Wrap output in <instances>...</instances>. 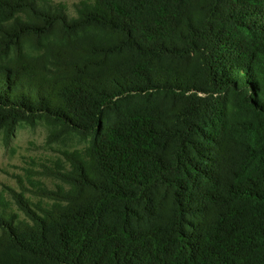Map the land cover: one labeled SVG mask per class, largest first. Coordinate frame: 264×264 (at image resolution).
<instances>
[{
	"label": "trees",
	"instance_id": "obj_1",
	"mask_svg": "<svg viewBox=\"0 0 264 264\" xmlns=\"http://www.w3.org/2000/svg\"><path fill=\"white\" fill-rule=\"evenodd\" d=\"M67 8L0 0V133L89 142L0 194V264H264V0Z\"/></svg>",
	"mask_w": 264,
	"mask_h": 264
},
{
	"label": "rangeland",
	"instance_id": "obj_2",
	"mask_svg": "<svg viewBox=\"0 0 264 264\" xmlns=\"http://www.w3.org/2000/svg\"><path fill=\"white\" fill-rule=\"evenodd\" d=\"M53 1L65 4L68 12L75 14L78 0ZM50 131L44 122H22L10 138L0 133V194L15 210L16 194H24L35 205L52 203V193L63 185L59 173L69 166L65 152L83 150L89 144L77 137L51 138Z\"/></svg>",
	"mask_w": 264,
	"mask_h": 264
}]
</instances>
